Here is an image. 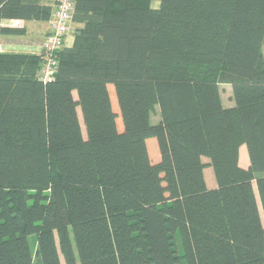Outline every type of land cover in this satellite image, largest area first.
<instances>
[{
	"label": "trees",
	"instance_id": "obj_1",
	"mask_svg": "<svg viewBox=\"0 0 264 264\" xmlns=\"http://www.w3.org/2000/svg\"><path fill=\"white\" fill-rule=\"evenodd\" d=\"M263 45L264 0H74L50 81L0 50V264H264Z\"/></svg>",
	"mask_w": 264,
	"mask_h": 264
},
{
	"label": "built area",
	"instance_id": "obj_2",
	"mask_svg": "<svg viewBox=\"0 0 264 264\" xmlns=\"http://www.w3.org/2000/svg\"><path fill=\"white\" fill-rule=\"evenodd\" d=\"M54 9L48 24V33L45 36L42 51L44 61L37 73L43 82L50 81L56 67L55 51L61 46L62 39L69 30V24L74 9V0H55Z\"/></svg>",
	"mask_w": 264,
	"mask_h": 264
},
{
	"label": "crops",
	"instance_id": "obj_3",
	"mask_svg": "<svg viewBox=\"0 0 264 264\" xmlns=\"http://www.w3.org/2000/svg\"><path fill=\"white\" fill-rule=\"evenodd\" d=\"M3 25L25 26V33L22 35H5L0 37V50L5 52H32L39 53L43 47L45 35L48 30V24L42 21L21 19H3ZM39 22L47 24L46 31L42 35L35 36L32 32V25H38ZM222 98V97H221ZM223 102V100H222ZM224 104V102H223ZM226 105V104H224ZM231 105V104H228ZM239 164L242 167L249 165V157L245 145L239 147ZM211 187H214L211 186Z\"/></svg>",
	"mask_w": 264,
	"mask_h": 264
},
{
	"label": "rangeland",
	"instance_id": "obj_4",
	"mask_svg": "<svg viewBox=\"0 0 264 264\" xmlns=\"http://www.w3.org/2000/svg\"><path fill=\"white\" fill-rule=\"evenodd\" d=\"M153 4L155 5V4H157V2H154ZM72 26L73 25H71L70 31L67 35L68 43H70V41H71ZM46 28H47V24L39 22V24L36 26L32 25V32L35 36H38L39 34L42 35L46 31ZM262 53L264 55V45L262 47ZM109 89L113 93V104L115 107H117L115 96H114V91H113V86L111 84H109ZM220 90H221V97H222L224 104H226V105L231 104L233 102L232 101L231 86L229 84L221 83L220 84ZM157 119H158L157 113H153L151 116V120L156 121ZM151 139H149L150 141H148V150H149V154H150L152 160H156V159H158V156H159L158 149H157V143H156V140L154 138H151ZM202 159H203V161L208 162L207 157H202ZM203 172H204V179H205L206 185L208 187H211L213 185L215 186L216 182H215V178L213 175L212 167L211 166H205Z\"/></svg>",
	"mask_w": 264,
	"mask_h": 264
}]
</instances>
